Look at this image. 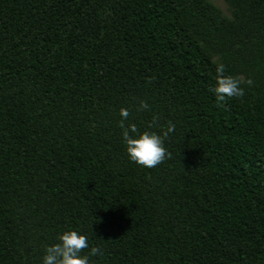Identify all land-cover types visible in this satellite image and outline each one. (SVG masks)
Returning a JSON list of instances; mask_svg holds the SVG:
<instances>
[{"label": "trees", "instance_id": "1", "mask_svg": "<svg viewBox=\"0 0 264 264\" xmlns=\"http://www.w3.org/2000/svg\"><path fill=\"white\" fill-rule=\"evenodd\" d=\"M226 3L0 0V264L68 230L91 264H264V0ZM218 63L253 81L224 107ZM121 108L171 159L130 160Z\"/></svg>", "mask_w": 264, "mask_h": 264}, {"label": "clouds", "instance_id": "2", "mask_svg": "<svg viewBox=\"0 0 264 264\" xmlns=\"http://www.w3.org/2000/svg\"><path fill=\"white\" fill-rule=\"evenodd\" d=\"M215 71V86L210 91L216 97L217 107H224L226 102L232 98L243 97L242 85L251 86L253 84L251 79L226 75L223 63H218ZM144 110H149V104L140 100L137 111ZM119 115L122 118L119 127L122 129L126 152L131 161L147 168H153L166 159H171V153L164 147V140L168 138L169 133L174 132L175 124L168 121L166 130L158 134L149 130L141 131L134 123H126L130 116L126 108H121ZM157 120L158 117L154 116L150 127H155ZM57 240L58 243L46 246L42 264H91V257L102 255L99 247H90L88 237L75 230L62 232ZM85 249H89L88 254L82 255Z\"/></svg>", "mask_w": 264, "mask_h": 264}, {"label": "rangeland", "instance_id": "3", "mask_svg": "<svg viewBox=\"0 0 264 264\" xmlns=\"http://www.w3.org/2000/svg\"><path fill=\"white\" fill-rule=\"evenodd\" d=\"M213 6L217 7L221 14L225 17L230 16V9L226 3V0H208ZM214 60V59H213Z\"/></svg>", "mask_w": 264, "mask_h": 264}]
</instances>
